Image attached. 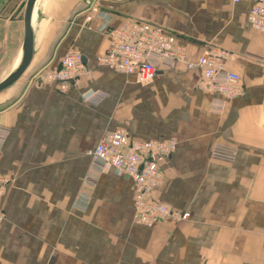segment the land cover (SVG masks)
<instances>
[{"label":"crops","instance_id":"obj_1","mask_svg":"<svg viewBox=\"0 0 264 264\" xmlns=\"http://www.w3.org/2000/svg\"><path fill=\"white\" fill-rule=\"evenodd\" d=\"M27 2L0 0V69L20 58ZM250 9L233 0H38L33 59L0 93V264H264V33L248 22ZM131 18L175 33L191 59L206 46L229 53L244 95L218 115L221 97L201 89L199 70L180 66L142 84L100 66L110 30ZM71 49L91 75L60 92L42 75ZM92 92L104 98L86 100ZM118 129L177 141L155 197L186 219L136 224L132 180L91 156ZM217 143L235 147V160L213 159Z\"/></svg>","mask_w":264,"mask_h":264},{"label":"built area","instance_id":"obj_2","mask_svg":"<svg viewBox=\"0 0 264 264\" xmlns=\"http://www.w3.org/2000/svg\"><path fill=\"white\" fill-rule=\"evenodd\" d=\"M233 2L250 3L248 22L255 30L264 33V0ZM90 19L91 17L88 18ZM109 37L110 46L96 58L97 63L114 72L132 76L139 83H150L160 72L180 66L187 70H199L202 78L201 89L221 97L220 103L213 108V112L218 115L223 114L227 102L244 95L240 75L227 67L230 54L216 47L206 46L197 59H191L187 48L175 33L140 18H131L111 29ZM90 75L91 70L82 53L71 49L60 59L59 66L45 72L42 79L55 84L60 92H67L82 78ZM103 98L97 92L86 96L88 101ZM177 145L174 139H134L125 129H118L102 136L91 152L93 160L101 170H115L119 175L132 180L136 224L154 227L166 218L177 222L186 219V214L173 210L155 197V192L163 181L161 164L175 152ZM236 156L237 149L230 145L217 143L211 149L213 159L232 162ZM7 186L8 181L0 176V202L6 194ZM3 219L0 207V224Z\"/></svg>","mask_w":264,"mask_h":264},{"label":"water","instance_id":"obj_3","mask_svg":"<svg viewBox=\"0 0 264 264\" xmlns=\"http://www.w3.org/2000/svg\"><path fill=\"white\" fill-rule=\"evenodd\" d=\"M38 0H28L24 14V42L20 58L9 73L0 82V93L13 86L26 72L34 55V22L35 10Z\"/></svg>","mask_w":264,"mask_h":264},{"label":"rangeland","instance_id":"obj_4","mask_svg":"<svg viewBox=\"0 0 264 264\" xmlns=\"http://www.w3.org/2000/svg\"><path fill=\"white\" fill-rule=\"evenodd\" d=\"M11 69H0V82L6 78L7 75H9Z\"/></svg>","mask_w":264,"mask_h":264}]
</instances>
